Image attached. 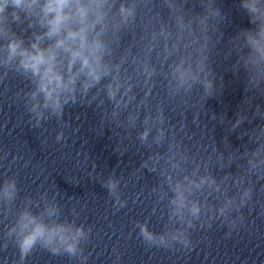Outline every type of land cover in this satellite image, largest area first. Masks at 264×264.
Masks as SVG:
<instances>
[{"label":"clouds","instance_id":"obj_1","mask_svg":"<svg viewBox=\"0 0 264 264\" xmlns=\"http://www.w3.org/2000/svg\"><path fill=\"white\" fill-rule=\"evenodd\" d=\"M239 7L252 27L230 39L237 56L232 71L245 73L246 93L264 96V0H240ZM222 15L216 0H0V81L15 73L30 82L18 96L33 127L60 119L65 106L87 98L90 105L98 101L102 124L138 129L136 139L150 153L140 166L159 177L152 193L168 217L160 234L137 222L149 245L189 247V229L209 212L235 228L253 199L248 179H264V105L256 104L251 118L238 112L231 129L259 120L244 133L250 148L226 157L214 149L207 159L197 158L183 142V129L169 124L165 114V104L187 108L196 96H215L209 54ZM160 82L163 98L153 104ZM63 139V131L57 133L56 141ZM233 164L239 174H213V167L223 171ZM119 184L110 176L102 186L124 207ZM17 194L16 181L6 180L0 205L10 210ZM33 203H24L8 231L21 260L38 244L54 254L81 256L80 244L91 229L60 223L55 196L41 193L37 212Z\"/></svg>","mask_w":264,"mask_h":264}]
</instances>
